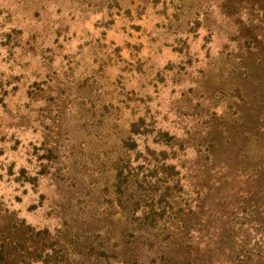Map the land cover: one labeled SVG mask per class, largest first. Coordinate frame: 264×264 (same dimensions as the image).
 <instances>
[{
    "label": "rangeland",
    "instance_id": "1",
    "mask_svg": "<svg viewBox=\"0 0 264 264\" xmlns=\"http://www.w3.org/2000/svg\"><path fill=\"white\" fill-rule=\"evenodd\" d=\"M263 78L264 0H0V234L32 230L16 264H264ZM120 168L122 201L160 180L153 227L118 206Z\"/></svg>",
    "mask_w": 264,
    "mask_h": 264
},
{
    "label": "trees",
    "instance_id": "2",
    "mask_svg": "<svg viewBox=\"0 0 264 264\" xmlns=\"http://www.w3.org/2000/svg\"><path fill=\"white\" fill-rule=\"evenodd\" d=\"M257 85H264V78L261 79L260 81H258ZM261 87L262 86H257L256 89H259ZM262 136L263 135H260L258 138L261 139ZM128 145H129V143L127 142L125 144V146L128 149H130V147ZM254 168H255V166H254ZM174 170H175V168L173 165L163 166L162 171L160 173L163 174V178H165V179L169 178L170 180L173 181L172 178H173ZM151 173L154 174L155 171L153 170ZM157 173H159V171ZM115 178L117 179V181H116V185H115V189H114L113 193L118 198V202H119L118 206L120 204L126 205L125 203L127 202V200L130 199V196L137 198L133 202L131 209L130 210L128 209L130 215L132 214L131 217H133L134 220L138 221L139 223L146 224L148 227H153L155 225L158 217H157V214L154 212V198H152V197L150 198V196H153L152 192L157 190V188H158L157 185L160 183V180L157 178V180L154 183H152V181H147L144 179L141 180V183H138L137 184L138 186H136L134 189H132V191L130 192V195L127 197V199L122 201V195L126 194V192H125L126 188L130 187L129 185H127V182H129L131 184H133V182L131 179L128 180V176L124 174L123 168L118 169V171L115 174ZM263 180H264V175L259 170L256 174V179L254 182L257 183V182H261ZM144 183H147L148 185H143ZM139 190L142 191L143 196L141 194H138ZM165 195H166L165 192L159 193L156 191V197L158 196V198H164ZM140 206L143 207L142 211L139 210ZM160 216H161V214H160ZM29 232H31V233L29 234ZM8 234L9 233H7V231H4L0 234V238L2 239L0 241V264H16V260H14V258L16 257V254L20 255L24 259L28 258V256L30 254H28L27 251L25 252V250H27V249H25V243L30 239V237L32 235V230H30L28 228L27 230H25V234L23 236H21L20 238L16 239L15 241H13V238L9 237ZM44 237H48L47 234H44ZM83 246H86V245H84V244L80 245L78 250H81L83 248ZM199 246L200 245H198V247ZM75 247H78V246L75 245ZM241 250H242V248H238V255H240ZM200 251H202V249ZM101 253H104V251H100V250L96 251L97 255H99ZM214 253H215V255L217 253L219 255H222V250L219 249V245L215 246ZM119 256L122 257L123 264H139L140 263V261H138V259L133 258L134 256H138L137 250H135V253H134L131 249L127 248L124 251H120ZM24 259H22V261ZM32 260H37V259L32 257ZM22 261H21V264H23ZM186 263L187 264H221L220 260L218 261V259L216 261H208L207 259L203 260V259H201L200 254L196 255L195 257L189 258L186 261ZM26 264H29V263L26 262ZM175 264H185V263L176 261Z\"/></svg>",
    "mask_w": 264,
    "mask_h": 264
}]
</instances>
